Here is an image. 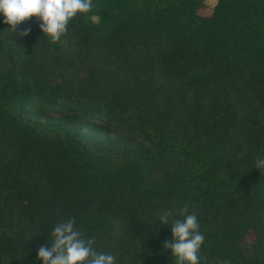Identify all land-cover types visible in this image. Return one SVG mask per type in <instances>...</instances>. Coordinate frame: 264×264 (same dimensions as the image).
Instances as JSON below:
<instances>
[{
  "label": "trees",
  "instance_id": "1",
  "mask_svg": "<svg viewBox=\"0 0 264 264\" xmlns=\"http://www.w3.org/2000/svg\"><path fill=\"white\" fill-rule=\"evenodd\" d=\"M92 2L56 43L0 14V264L72 217L116 264H175L185 204L201 264H264V0Z\"/></svg>",
  "mask_w": 264,
  "mask_h": 264
},
{
  "label": "clouds",
  "instance_id": "2",
  "mask_svg": "<svg viewBox=\"0 0 264 264\" xmlns=\"http://www.w3.org/2000/svg\"><path fill=\"white\" fill-rule=\"evenodd\" d=\"M92 0H0V14L4 23L10 25L8 31L16 34L17 27L30 18H37L42 33L56 43L67 33L69 23L79 14L93 11ZM95 21L96 16H91ZM30 29L19 33L27 36ZM264 151V150H262ZM253 168L264 169V156L257 155ZM178 217L171 211L159 214V222L170 224L172 238L165 241L162 248L171 250L175 264H201L200 252L205 243V235L200 230L197 215L189 211L185 204L179 209ZM52 243L37 249L38 259L43 264H116L112 254L98 252L96 239L85 238L76 227L75 217L57 224L51 232ZM206 259V258H205ZM222 264H231L224 260Z\"/></svg>",
  "mask_w": 264,
  "mask_h": 264
},
{
  "label": "rangeland",
  "instance_id": "3",
  "mask_svg": "<svg viewBox=\"0 0 264 264\" xmlns=\"http://www.w3.org/2000/svg\"><path fill=\"white\" fill-rule=\"evenodd\" d=\"M214 1L215 0H203V8H202V13L203 14H208L210 12V9L211 7L213 6L214 4ZM53 118L57 121H62L64 119V116L61 115V114H53ZM110 137L113 139V140H120L119 136H116V135H110ZM96 139V137H93ZM133 140L135 141V143H138V144H144L139 138H133Z\"/></svg>",
  "mask_w": 264,
  "mask_h": 264
}]
</instances>
